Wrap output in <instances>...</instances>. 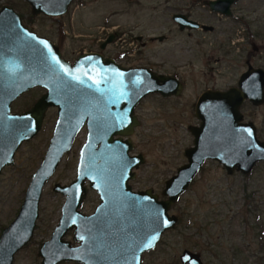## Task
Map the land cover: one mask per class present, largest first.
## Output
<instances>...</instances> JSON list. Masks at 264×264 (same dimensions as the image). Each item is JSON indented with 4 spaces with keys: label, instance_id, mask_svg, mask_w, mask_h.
<instances>
[{
    "label": "water",
    "instance_id": "1",
    "mask_svg": "<svg viewBox=\"0 0 264 264\" xmlns=\"http://www.w3.org/2000/svg\"><path fill=\"white\" fill-rule=\"evenodd\" d=\"M33 16L61 17L74 0H22ZM233 0L207 5L216 13L230 15ZM172 21L180 30L199 26L182 16ZM263 76L258 71L243 75L237 88L225 92L205 91L197 99V127H188L192 147L184 151L186 164L177 169L158 200L152 190L134 193L128 182L144 163L141 155L130 157L128 138L139 126L133 111L148 95L178 97L182 84L148 69H124L111 59L84 54L73 64L61 58L59 49L22 25L12 8L0 10V172L13 164L14 153L40 130L49 107L57 108V123L45 158L33 175L23 204L0 236V264H13L15 255L29 244L38 218L42 189L54 174L64 154L84 124L87 141L80 152L76 180L69 186L55 185L65 197L61 218L50 241L38 256L41 264H141V256L155 248L162 234L173 230L172 207L185 194L207 161L221 165L227 175L247 176L264 163V143L258 141L251 122L243 123L240 112L245 101L263 103ZM34 87L46 89L24 114H11V104ZM250 133V134H249ZM119 136L120 138H116ZM99 195L100 205L92 216L79 212L87 189ZM167 220V226L163 223ZM73 231L72 247L63 238ZM155 237V239H153ZM151 247H145L146 244ZM182 264H202L199 255L184 251Z\"/></svg>",
    "mask_w": 264,
    "mask_h": 264
},
{
    "label": "rangeland",
    "instance_id": "2",
    "mask_svg": "<svg viewBox=\"0 0 264 264\" xmlns=\"http://www.w3.org/2000/svg\"><path fill=\"white\" fill-rule=\"evenodd\" d=\"M193 2L74 0L67 15L56 22L31 16L30 7L22 0H0V9L11 7L31 31L60 46L67 60L96 50L99 40L118 32L121 39L108 45L105 55L112 56L133 46L135 53L124 61L125 66H148L184 84L178 97L151 95L135 110L140 126L130 137L135 147L132 153L145 158L131 182L135 191L151 188L160 196L165 182L186 164L183 153L193 142L188 127L199 125L194 116L198 97L207 89L226 90L236 83L245 69L250 42H255L256 27H264V0H237L231 17L209 14L201 3ZM176 13L188 14L214 31L180 33L171 20ZM161 35L167 38L146 47L135 42L132 45L128 40L141 36L144 42ZM43 92L30 91L12 104L11 111L28 110ZM242 111L257 125L264 141V105L246 106ZM56 118V110H48L38 136L24 143L15 154L14 165L0 174V235L20 209L30 179L43 160ZM85 140L83 130L45 186L33 238L16 254L13 264H40L37 252L49 240L64 202L61 194L52 191L53 185H68L75 179ZM98 204L97 194L89 191L81 212L92 214ZM170 214L181 216L180 222L163 235L154 251L143 257V264H181L179 256L183 250L199 254L202 264H264V163L244 177L240 173L229 176L221 165L207 161ZM66 239L72 241V234L68 233Z\"/></svg>",
    "mask_w": 264,
    "mask_h": 264
},
{
    "label": "flooded vegetation",
    "instance_id": "3",
    "mask_svg": "<svg viewBox=\"0 0 264 264\" xmlns=\"http://www.w3.org/2000/svg\"><path fill=\"white\" fill-rule=\"evenodd\" d=\"M218 0H194V2L193 3H201V5H202V7L203 8H206V10L208 11V13L209 14H214V15H216V16H218V17H231L232 15H233V7H234V5L237 3V0H233L232 1V4L230 5V8H229V11H230V15L229 16H225V15H223V14H220V13H216V12H213L210 8H209V6L207 5L209 2H217ZM73 2V1H72ZM26 3V2H25ZM27 4V3H26ZM28 5V4H27ZM29 6V5H28ZM71 6H72V4H70L69 6H68V11H67V13L69 12V10H70V8H71ZM3 7H5V6H2L1 7V9L3 8ZM9 7V6H8ZM30 7V6H29ZM11 8V7H10ZM0 9V10H1ZM17 13V12H16ZM18 14V13H17ZM30 15L31 16H33L32 14H31V9H30ZM67 15V14H66ZM66 15H64V16H61V17H48V16H44V15H42V14H40V15H37V16H33V17H38V16H43V17H46V18H49V19H51V20H54V21H62V18H64ZM173 16H182V17H184L187 21H191V22H194V23H196L199 27L198 28H196V29H192V30H188V29H184V30H180V27H179V25L178 24H176V23H174L175 24V26L177 27V29H178V31L180 32V33H190V32H206V33H212L213 31H214V28L212 27V26H210V25H207V24H205V23H203V22H199V21H197V20H194V19H192V18H190L189 16L190 15H188V14H183V13H176V14H174V15H172L171 16V20H172V17ZM21 17V16H20ZM30 19H31V17H30ZM21 21H22V25L25 27V28H27L30 32H33V31H31L28 27H27V23L22 19V17H21ZM31 21V20H30ZM244 23H246L245 21H244ZM249 26H250V24H249ZM248 26V27H249ZM259 26H257L256 27V30H255V34H254V41L255 42H250V47H251V51L250 52H248L247 54H246V56H245V58H244V66H245V69L239 74V76H238V78H237V80H236V83H234L232 86H230V87H228L226 90H218V89H212V90H205V91H219V92H225V91H228L229 89H233V88H237V85H238V82L240 81V79H241V77L243 76V75H245L246 73H249L250 71H258V72H260V73H262V76H263V82H264V27H262V28H258ZM33 33H35V32H33ZM36 34V33H35ZM38 37H41V38H44V39H46V40H48V41H50L53 45H55L58 49H59V52H60V55H61V58L64 60V61H66V62H69L70 64H73L74 62H75V60L77 59V57H79V56H81V55H84V54H97V55H101L103 58H105V59H111V60H113L117 65H119L120 67H122V68H124V69H138V68H143V69H148V70H150L151 72H153L155 75H162V76H165V75H163V74H159V73H156V72H154L153 71V69H151L150 67H148V66H137V67H132V66H125L124 65V61H126V60H128V58H131V57H133V56H131V55H133L134 53H135V50H133V49H135V48H133V46H129L128 48H127V50H122V51H119L118 49V51L116 52V53H114V54H112V56H110V55H105V53H106V48L108 47V45H110V44H114V43H118V41L121 39L120 38V34L118 33V32H113V33H111V34H109V35H107L106 36V38L103 40V41H101V40H99L98 41V48L96 49V50H90V51H86V52H82V53H79V55L75 58V59H73V60H67V59H65L64 57H63V54H62V52H61V49H60V46H58V45H56L53 41H51L50 39H48V38H45V37H42V36H39L38 34H36ZM167 37L166 36H163V35H161V36H156V37H152V38H148L147 39V41H144V42H142L143 41V38L141 37V36H131V37H129V39L128 40H130V42L129 43H131L132 45H133V43L135 42V43H138L141 47H146L147 45H148V43H151V42H153V41H158V42H162L163 40H165ZM169 77H172V78H175V77H173V76H169ZM176 80H178L179 81V79H177V78H175ZM181 84H182V86H183V90H184V84L181 82V81H179ZM34 89H42L44 92H43V94L42 95H40L36 100H35V102L32 104V106L28 109V110H26V111H24V112H22V113H13L12 111H11V114H18V115H21V114H24V113H26V112H28V111H30L31 109H32V107L35 105V103L44 95V94H46V89L45 88H42V87H34V88H32V89H30L29 91H27L26 93H24V94H22L21 96H19L12 104H14L16 101H18L20 98H22L23 96H25L27 93H29L30 91H32V90H34ZM182 90V91H183ZM154 95H158V94H154ZM148 96H151V95H148ZM148 96H146L145 98H147ZM158 96H160V95H158ZM161 97V96H160ZM145 98H143L140 102H139V104L145 99ZM162 98H164V97H162ZM169 98H171V97H169ZM175 98V97H174ZM164 99H166V98H164ZM11 104V108H12V105ZM138 104V105H139ZM196 104V103H195ZM138 105L135 107V109H134V111H133V117H135L136 118V120H137V122L139 123V126H140V122H139V120H138V118L136 117V115H135V110H136V108L138 107ZM264 105V86H263V103L261 104V105H259V106H253L250 102H248V101H245L244 102V104L242 105V107H241V110H240V112H241V114H242V116H243V123H248V122H251L253 125H254V127H255V131H256V137H257V139H258V141H260V142H262V143H264V141H262L261 139H260V137H259V132H258V128H257V125L252 121V120H248L247 118H246V116H245V114H243V111H242V109L244 108V107H246V106H250V107H254V108H259V107H261V106H263ZM194 108H195V106H194ZM56 110V115H57V108H55V107H49L47 110H46V112H45V115H44V117H43V120H42V123H41V127H40V130H39V132L31 139V140H29V141H25V142H23L22 144H21V146L24 144V143H27V142H30V141H32L35 137H37L38 136V134L40 133V131H41V129H42V125H43V121H44V118H45V116H46V113H47V111L48 110ZM58 118V117H57ZM57 118H56V122H55V125H54V128H53V131H52V136H51V138H50V140H49V144H50V141H51V139H52V137H53V132H54V129H55V126H56V123H57ZM139 126H137V127H135L134 129H133V133H132V135L134 134V130L136 129V128H138ZM190 127H197V126H190ZM83 130H85L86 131V140H85V143L82 145V147H81V149H80V151H79V157H78V162H77V166H78V164H79V160H80V152H81V150H82V148H83V146L86 144V141H87V128H86V125L84 124V126L82 127V129L79 131V133L77 134V136L75 137V139H74V142H73V145H72V147H71V150L73 149V146H74V144H75V140L77 139V137L79 136V134L83 131ZM131 135V136H132ZM131 136H129L128 138H126V137H123L122 139H129L130 141H131V144L133 145V150L129 153V156L130 157H135V156H139V155H141V154H137V155H134L132 152L134 151V149H135V147H134V144H133V142H132V140H131ZM116 138H120L119 136H116ZM193 143V142H192ZM49 144H48V146H47V149H46V151H45V154H44V157H43V160H44V158H45V155H46V152H47V150H48V147H49ZM20 146V147H21ZM19 147V148H20ZM18 148V149H19ZM191 148V147H190ZM18 149H17V151H18ZM189 149V148H188ZM71 150L68 152V153H70L71 152ZM187 150V149H186ZM16 151V152H17ZM16 152L14 153V157H15V154H16ZM68 153H66V154H64L63 155V157H62V159L64 158V156L65 155H67ZM184 154V153H183ZM142 157H143V155H141ZM14 157H13V164L11 165V166H13L14 165ZM62 159H61V161H62ZM143 159H144V163H145V158L143 157ZM43 160H42V162H43ZM61 161H60V163H61ZM42 162L40 163V165H39V167L41 166V164H42ZM60 163L58 164V166H57V168L59 167V165H60ZM143 163V164H144ZM142 164V165H143ZM261 163H259V164H256L254 167H253V169H252V171L247 175V176H250L251 175V173L253 172V170H255L259 165H260ZM11 166H7V167H4L2 170H1V172H0V174L2 173V171L5 169V168H8V167H11ZM77 166H76V176H77ZM141 166V165H140ZM139 166V167H140ZM184 166V165H183ZM39 167L36 169V171L39 169ZM57 168H56V170H57ZM139 169V168H138ZM138 169H133L132 170V172L134 173V175H135V177H136V171L138 170ZM179 169V168H178ZM56 170H55V172H56ZM36 171L33 173V175L36 173ZM55 172H54V174H55ZM54 174L52 175V177L48 180V182L53 178V176H54ZM33 175H32V177H33ZM242 175V174H241ZM76 176H75V179L73 180V181H75L76 180ZM243 176V175H242ZM247 176H244V177H247ZM32 177H31V179H32ZM135 177H134V179L133 180H135ZM172 178V177H171ZM31 179H30V182H31ZM133 180H131V181H129L128 182V185L131 187V190H132V192H134V193H143V192H146V191H148V190H152L153 191V195H156V196H158V200L159 201H163V200H165L166 198L165 197H163L162 196V192H163V190H164V188H165V184H166V182L168 181H166L165 182V184H164V188H163V190L161 191V194H160V196L157 194V193H155L154 192V190L153 189H151V188H149V189H147V190H144V191H135L133 188H132V186H131V182L133 181ZM195 180V179H194ZM193 180V181H194ZM73 181H71L68 185H61V184H59V183H56V184H54L53 185V188H52V191H53V189H54V186L55 185H60V186H62V187H64V186H69ZM30 182H29V185H30ZM47 182V183H48ZM47 183L45 184V186L47 185ZM192 184V183H191ZM29 185H28V187H29ZM45 186L43 187V189H42V193H41V197H42V194H43V190H44V188H45ZM85 186H86V189H87V193H86V196H85V199L83 200V202H82V205H81V207H80V209H79V212L82 214V215H85V214H83L82 212H81V208H82V206L84 205V203H85V201H86V198H87V195H88V192L89 191H94L96 194H97V192L95 191V190H92V189H90V187H89V183L86 181L85 182ZM28 187H27V189H28ZM190 187V186H189ZM27 189H26V191H27ZM188 190V189H187ZM26 191H25V194H26ZM54 192V191H53ZM55 193V192H54ZM59 194V193H58ZM62 195V194H61ZM63 196V195H62ZM97 196H98V200H99V195L97 194ZM64 197V196H63ZM182 197V196H181ZM180 197V198H181ZM24 199H25V195H24V198H23V201H24ZM40 201H41V198H40ZM179 201V200H178ZM64 203H65V197H64V202H63V205H64ZM22 204H23V202H22ZM22 204H21V206H22ZM63 205L61 206V209H62V207H63ZM100 205V200H99V204L96 206V208H95V210L93 211V213L92 214H89V215H85V216H92L94 213H95V211H96V209L98 208V206ZM21 206H20V208H21ZM39 209H40V202H39ZM61 209H60V218H61ZM20 210V209H19ZM19 212V211H18ZM18 214V213H17ZM17 216V215H16ZM39 216H40V211L38 210V218H39ZM169 216H172L171 214H170V212H169ZM173 216H175L176 218H177V223H176V226L178 225V223L180 222V219H181V216H176V215H173ZM16 218V217H15ZM38 218H37V220H36V223H37V221H38ZM60 218H59V220H60ZM14 221V220H13ZM12 221V222H13ZM59 222V221H58ZM10 225V224H9ZM58 226V223H57V225L54 227V229L56 228ZM175 226V227H176ZM7 227H9V226H7ZM6 227V228H7ZM6 228H4L3 230H2V232L6 229ZM35 228H36V224H35ZM54 229H53V231H52V234H53V232H54ZM175 229V228H174ZM171 231V230H170ZM2 232H1V234H2ZM34 232H35V229H34ZM34 232H33V235H34ZM166 232H168V231H166ZM166 232H164L163 234H162V236H161V238L163 237V235L166 233ZM68 233H71L72 234V241H69V240H67L66 239V236L68 235ZM66 235H65V237L63 238V240L64 241H67V242H70L71 243V245H72V247H77V246H79L80 245V243H75L74 241H73V231H69ZM52 234H51V236H52ZM1 236V235H0ZM51 236H50V238H49V240H47V241H45V242H43L42 243V245L44 244V243H46V242H48V241H50V239H51ZM33 238V237H32ZM161 238H160V240H161ZM32 240V239H31ZM160 240H159V242H160ZM31 242V241H30ZM29 242V243H30ZM159 242L157 243V245L159 244ZM72 243H74L75 245H73ZM41 245V246H42ZM157 245L155 246V248L157 247ZM41 246H40V248H41ZM40 248H39V250H40ZM155 248L153 249V250H151V251H149V252H147V253H143L142 254V256H141V264H143V257L145 256V255H147V254H150L152 251H154L155 250ZM39 250H38V252H39ZM184 251H189V250H183L182 251V253L184 252ZM38 252H37V256H38ZM189 252H191V251H189ZM182 253H181V255H182ZM191 253H193V252H191ZM194 254H197V253H194ZM180 255V256H181ZM197 255H199V254H197ZM16 256V255H15ZM180 256H179V260H180ZM39 257V256H38ZM40 258V257H39ZM41 259V258H40ZM199 259H200V262L202 263V260H201V256L199 255ZM42 260V259H41ZM14 261H15V257H14ZM14 263V262H13ZM180 263L182 264V262H181V260H180ZM40 264H41V262H40ZM61 264H77V263H73V262H70V263H61Z\"/></svg>",
    "mask_w": 264,
    "mask_h": 264
},
{
    "label": "snow or ice",
    "instance_id": "4",
    "mask_svg": "<svg viewBox=\"0 0 264 264\" xmlns=\"http://www.w3.org/2000/svg\"><path fill=\"white\" fill-rule=\"evenodd\" d=\"M249 134H250V133H249ZM163 223L165 224V226H167V224H168L169 222H168L167 220H165ZM153 239H155V237H153ZM145 247H151V244H150V243H149V244H146Z\"/></svg>",
    "mask_w": 264,
    "mask_h": 264
},
{
    "label": "trees",
    "instance_id": "5",
    "mask_svg": "<svg viewBox=\"0 0 264 264\" xmlns=\"http://www.w3.org/2000/svg\"><path fill=\"white\" fill-rule=\"evenodd\" d=\"M28 19H29V20H27V21L29 22L31 19H30V17H29ZM26 25H28V23H27Z\"/></svg>",
    "mask_w": 264,
    "mask_h": 264
}]
</instances>
